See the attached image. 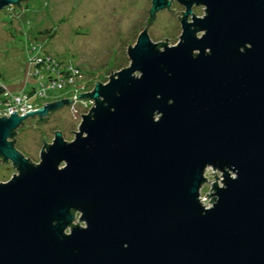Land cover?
<instances>
[{
    "label": "water",
    "instance_id": "water-1",
    "mask_svg": "<svg viewBox=\"0 0 264 264\" xmlns=\"http://www.w3.org/2000/svg\"><path fill=\"white\" fill-rule=\"evenodd\" d=\"M173 1L178 44L140 33L128 67L76 96L94 106L72 142L55 132L38 164L16 148L71 98L0 117L17 170L0 183V264H264V0H152L148 28ZM208 169L223 179L206 208Z\"/></svg>",
    "mask_w": 264,
    "mask_h": 264
},
{
    "label": "rangeland",
    "instance_id": "rangeland-1",
    "mask_svg": "<svg viewBox=\"0 0 264 264\" xmlns=\"http://www.w3.org/2000/svg\"><path fill=\"white\" fill-rule=\"evenodd\" d=\"M151 7L152 0H30L23 4L22 11L17 6L3 9L0 12V86L6 91L0 100L30 90L36 92L41 87L38 77L42 75L33 76L35 69L29 63L35 54H47L59 63L79 69L81 78L72 83L71 95L66 93L70 92L68 89L63 93L47 91V96H63L59 101L74 100L77 95L92 91L96 81L107 83L111 69L113 75L128 67V46L133 47L146 28L153 43L168 40L169 47L176 46L182 33L177 17H182L180 12L185 8L173 1L169 10L175 8L174 13L167 9L160 11L148 28ZM193 12L198 17L205 14L202 6L193 7ZM43 76L47 78L46 73ZM83 84L86 91L82 90ZM37 100L39 108L56 102L52 98L47 102ZM76 100L78 103L51 113L36 128L29 127L38 118L27 119L17 131V150L38 164L44 142L51 144L55 132H61L65 141L72 142L81 124V115H87L94 106L91 100ZM16 173L11 163H0V183L9 181ZM208 173L210 183L214 182L211 171ZM210 188V184L204 187L203 198ZM205 204L209 206V200ZM74 226H84L79 214Z\"/></svg>",
    "mask_w": 264,
    "mask_h": 264
},
{
    "label": "built area",
    "instance_id": "built-area-1",
    "mask_svg": "<svg viewBox=\"0 0 264 264\" xmlns=\"http://www.w3.org/2000/svg\"><path fill=\"white\" fill-rule=\"evenodd\" d=\"M34 48L37 49L36 46ZM29 60V63H31L35 69L33 72V76L42 75L41 77H38V79L40 80L39 85L41 87L39 89H36V92L30 90V92H22L20 94L11 96L9 95L8 97L1 99L0 117H9L12 111H16L18 115L23 116L29 111H34L39 108V102L37 99L42 100L43 102H47V100L51 98L57 101L59 98L63 97L61 95L60 97L57 96L56 98H54L53 96H47V91H58L60 93H63L66 89H68L70 92L66 91V93H70L69 95H71V92L74 89V85H72V83H74V81L76 80H79V77L81 78V74L78 68H73V66L70 64L59 63L57 60L46 54H35L34 56H31ZM43 73L47 74V78L43 76ZM82 90L86 91V86L84 84L82 86ZM73 99L74 104L78 103L76 97ZM209 171H211V174L215 172V175L219 180H216L214 178V182H216L219 186H222V182L220 180L223 179V177L220 176L222 174L221 172L214 171L212 169L207 170L205 177L207 179V182L209 183H206L203 186L200 195L201 201L206 208L211 207V202L209 206H206L205 204V201H210L211 197L203 198L202 191L208 184H210V190L212 189L213 182L210 183L209 181ZM212 177H214V175Z\"/></svg>",
    "mask_w": 264,
    "mask_h": 264
},
{
    "label": "flooded vegetation",
    "instance_id": "flooded-vegetation-1",
    "mask_svg": "<svg viewBox=\"0 0 264 264\" xmlns=\"http://www.w3.org/2000/svg\"><path fill=\"white\" fill-rule=\"evenodd\" d=\"M22 4H24V3H22Z\"/></svg>",
    "mask_w": 264,
    "mask_h": 264
},
{
    "label": "trees",
    "instance_id": "trees-1",
    "mask_svg": "<svg viewBox=\"0 0 264 264\" xmlns=\"http://www.w3.org/2000/svg\"><path fill=\"white\" fill-rule=\"evenodd\" d=\"M36 43V42H35ZM47 55V54H46Z\"/></svg>",
    "mask_w": 264,
    "mask_h": 264
}]
</instances>
